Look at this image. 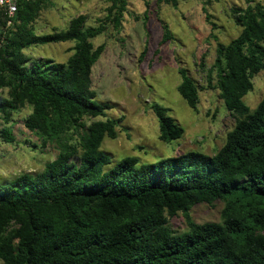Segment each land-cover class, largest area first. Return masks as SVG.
<instances>
[{
	"label": "trees",
	"instance_id": "1",
	"mask_svg": "<svg viewBox=\"0 0 264 264\" xmlns=\"http://www.w3.org/2000/svg\"><path fill=\"white\" fill-rule=\"evenodd\" d=\"M44 1L19 0L9 27L0 9V90L6 91L0 120L7 124L28 106L24 125L58 148L41 171L0 182L2 264H264V95L251 111L243 102L252 78L264 69V6L232 7L240 31L227 43L216 42L215 87L235 116L223 145L212 155L187 151L150 163L125 156L107 167L110 158L101 144L105 136H116V120L84 121L105 116L109 108L92 88V66L104 45L91 39L106 23L119 28L126 2L108 0L104 21L96 26H85L81 14L65 29L39 35L30 24ZM162 28L160 44L171 39L168 25ZM66 41L74 45L64 62L24 52ZM179 73L177 91L195 109L197 86L185 69ZM150 107L162 141L182 136L167 107ZM71 132L78 134L79 150L68 141ZM0 138L14 141L6 126ZM218 200L219 222L191 219L193 206ZM178 213L188 227L182 233L169 225Z\"/></svg>",
	"mask_w": 264,
	"mask_h": 264
},
{
	"label": "rangeland",
	"instance_id": "2",
	"mask_svg": "<svg viewBox=\"0 0 264 264\" xmlns=\"http://www.w3.org/2000/svg\"><path fill=\"white\" fill-rule=\"evenodd\" d=\"M124 1L119 28L106 23L104 31L91 39L94 46L104 45L92 66V88L97 93L96 100L107 103L109 108L105 116L87 117L84 121L116 120V136H105L101 144L110 158L107 167L125 156L150 163L187 151L212 155L235 123L234 114L226 109L215 87L216 72L211 71L216 42L227 43L240 31L232 7L244 8L247 3L264 6V0H177L176 5L166 0ZM109 5L108 0H45L30 28L39 35L60 31L71 18L81 14L85 16V26H96L104 21ZM163 24L168 25L171 39L160 44ZM73 45V41L32 45L24 52L31 59L64 62L72 55ZM180 68L197 86L195 109L177 91ZM5 93L0 90V96ZM263 95L264 69L252 78L243 102L251 111ZM153 102L167 107L168 114L183 127L180 138L171 142L159 138L158 121L150 107ZM29 112L30 108L24 106L12 114L7 124L0 120V128L6 126L14 137L11 143L0 138V182L23 172L41 171L58 152L55 143L43 144L24 125ZM70 134L69 143L79 150L78 134ZM222 207L220 200L212 205L199 203L189 213L196 223L219 222ZM169 225L175 233L188 229L182 213L171 217Z\"/></svg>",
	"mask_w": 264,
	"mask_h": 264
},
{
	"label": "built area",
	"instance_id": "3",
	"mask_svg": "<svg viewBox=\"0 0 264 264\" xmlns=\"http://www.w3.org/2000/svg\"><path fill=\"white\" fill-rule=\"evenodd\" d=\"M19 0H0V9L5 16V26L9 27L13 24V16L17 10Z\"/></svg>",
	"mask_w": 264,
	"mask_h": 264
}]
</instances>
